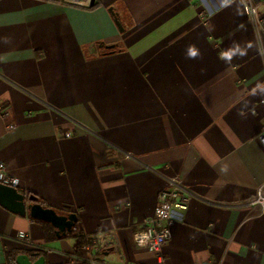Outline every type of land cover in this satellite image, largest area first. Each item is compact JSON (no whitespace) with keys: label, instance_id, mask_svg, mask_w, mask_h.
Listing matches in <instances>:
<instances>
[{"label":"crops","instance_id":"0c3cea01","mask_svg":"<svg viewBox=\"0 0 264 264\" xmlns=\"http://www.w3.org/2000/svg\"><path fill=\"white\" fill-rule=\"evenodd\" d=\"M250 3L264 28V0H0V160L17 189L74 212L84 243L107 241L101 261L156 264L133 233L178 176L195 197L174 213L163 264H264V212L247 205L264 194V29ZM74 245L0 204V264H87Z\"/></svg>","mask_w":264,"mask_h":264},{"label":"built area","instance_id":"2783aa9c","mask_svg":"<svg viewBox=\"0 0 264 264\" xmlns=\"http://www.w3.org/2000/svg\"><path fill=\"white\" fill-rule=\"evenodd\" d=\"M75 3H88L91 0H61ZM249 16L255 23L257 30H263V22L257 14V5H249ZM69 133H67L68 135ZM259 141L264 145V131L258 135ZM166 185L157 193L156 205L153 212L144 219L143 227L133 233V242L137 247L144 248L156 257V264H163V245L171 238V226L175 221L174 213L187 209L189 201L195 194L188 189L182 179L178 176L166 177ZM0 182L3 184L17 186L18 179L11 173L6 163L0 160ZM247 205L257 208L256 214L264 212V194L257 189L255 194L249 198ZM15 237L36 251H48L49 247L33 242L25 230H18ZM107 245V241L93 238L91 242L84 243L81 248L88 251L87 256L71 253L69 256L81 260L87 264H108L100 260L101 250ZM126 264H144L138 262H127Z\"/></svg>","mask_w":264,"mask_h":264},{"label":"water","instance_id":"95a60500","mask_svg":"<svg viewBox=\"0 0 264 264\" xmlns=\"http://www.w3.org/2000/svg\"><path fill=\"white\" fill-rule=\"evenodd\" d=\"M93 3V0H91ZM112 11V9H110ZM117 27L122 30L121 22L115 17ZM105 49H112L114 44H99ZM0 204L8 210L19 214H27L30 218L47 222L54 228V234L60 238L70 234L73 230L77 216L74 212L60 213L52 207L42 204L34 194H25L20 192L17 187L3 184L0 182ZM17 264H44V255H39L31 260L25 253H19L15 257Z\"/></svg>","mask_w":264,"mask_h":264},{"label":"trees","instance_id":"16d2710c","mask_svg":"<svg viewBox=\"0 0 264 264\" xmlns=\"http://www.w3.org/2000/svg\"><path fill=\"white\" fill-rule=\"evenodd\" d=\"M55 236V234H54ZM66 236H72L75 238V250L77 253H80L81 246L84 244L85 240L82 236L76 234V225L74 226L73 230L70 234H67Z\"/></svg>","mask_w":264,"mask_h":264}]
</instances>
